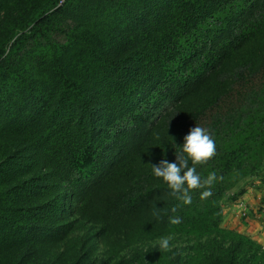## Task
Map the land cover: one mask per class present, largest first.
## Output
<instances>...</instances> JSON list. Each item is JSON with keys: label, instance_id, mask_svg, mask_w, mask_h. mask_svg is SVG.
I'll list each match as a JSON object with an SVG mask.
<instances>
[{"label": "trees", "instance_id": "1", "mask_svg": "<svg viewBox=\"0 0 264 264\" xmlns=\"http://www.w3.org/2000/svg\"><path fill=\"white\" fill-rule=\"evenodd\" d=\"M196 124L217 152L197 173L223 179L184 205L151 165ZM263 156L264 0H0V264L50 256L78 220L111 255L207 233L185 264H264L244 235L216 239L222 196Z\"/></svg>", "mask_w": 264, "mask_h": 264}, {"label": "rangeland", "instance_id": "2", "mask_svg": "<svg viewBox=\"0 0 264 264\" xmlns=\"http://www.w3.org/2000/svg\"><path fill=\"white\" fill-rule=\"evenodd\" d=\"M243 193L255 199L254 205L242 199ZM240 201L245 204L241 206ZM220 206L222 221L219 229L222 236L216 239L226 244L230 242V234L237 233L264 248V156L257 170L224 193ZM72 207L73 203H69L67 209L70 211ZM69 220L74 221V217L71 216ZM73 226L66 243L52 251L50 256L34 261L31 259L29 264H185L192 258L200 261L206 252L203 247L215 239V234L207 233L162 235L138 240L111 255L95 237L98 225L78 220ZM163 237H171L169 251L159 248L158 241ZM67 249L68 253L65 252ZM61 253L67 256L59 261L55 256Z\"/></svg>", "mask_w": 264, "mask_h": 264}, {"label": "clouds", "instance_id": "3", "mask_svg": "<svg viewBox=\"0 0 264 264\" xmlns=\"http://www.w3.org/2000/svg\"><path fill=\"white\" fill-rule=\"evenodd\" d=\"M183 144L180 151L175 152L176 159L169 162L167 159H161L158 164H152V173L157 178L167 184L169 195L180 201L184 205L192 203V191L202 190L200 198L207 199L213 195L212 185L223 177H218L213 171L206 178H202L197 173L196 166L206 164L216 154V144L210 130L200 125L192 127L183 137ZM191 165V166H190ZM178 207V206H177ZM177 207L171 209L172 213H176ZM162 211L167 214V210L154 208L152 215L159 221L162 219ZM169 222L173 225L182 223L179 216H170ZM171 237H163L158 241L159 248L164 251L170 250Z\"/></svg>", "mask_w": 264, "mask_h": 264}, {"label": "crops", "instance_id": "4", "mask_svg": "<svg viewBox=\"0 0 264 264\" xmlns=\"http://www.w3.org/2000/svg\"><path fill=\"white\" fill-rule=\"evenodd\" d=\"M256 191V190H255ZM242 197V199H245V201H247L248 203H253V205H254V203H255V199H253V198H248V197H250L249 195H247V193H243V195L241 196ZM250 199V200H249ZM240 204H241V206L242 205H244L245 204V202H243V201H240ZM238 208V207H237Z\"/></svg>", "mask_w": 264, "mask_h": 264}]
</instances>
